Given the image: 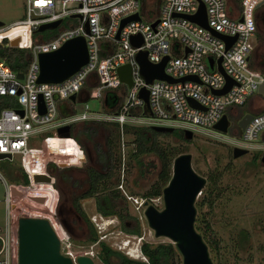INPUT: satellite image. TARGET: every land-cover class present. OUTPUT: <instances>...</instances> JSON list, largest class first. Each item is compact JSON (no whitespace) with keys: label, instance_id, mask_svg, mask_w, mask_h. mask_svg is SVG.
<instances>
[{"label":"built area","instance_id":"obj_1","mask_svg":"<svg viewBox=\"0 0 264 264\" xmlns=\"http://www.w3.org/2000/svg\"><path fill=\"white\" fill-rule=\"evenodd\" d=\"M154 1L24 0L22 17L0 23V44L22 48L27 53L24 71L11 69L0 58V153L8 154L9 158L19 155L21 170L27 178L26 182H4L0 264H17V216L21 211L47 220L58 239L61 254L71 259L84 254L73 250L69 236L60 233L55 218L58 197L55 177L48 164L78 166L85 151L70 128L68 135L58 134L56 129L60 125L102 122L110 124L117 136L129 126L143 125L137 115L142 113L149 125H179L192 131L212 127L224 113L227 130L232 123L237 125L240 139L235 145L264 148V100L253 101L259 95L264 97L259 90V85L264 83V69L249 65L253 46L250 38L257 26L255 8L264 0H161L151 6ZM199 2L204 5L206 26L189 17ZM73 13L79 16H72ZM133 13L137 18L119 25L121 19ZM64 17L66 25L49 35L36 30L40 23L57 18L60 22L55 27H58ZM132 34L139 35L138 44L131 43ZM219 34L234 37L227 45ZM76 35L84 37L86 61L60 81H37L38 52L54 50ZM13 38H17L16 44L10 45ZM142 50L150 62H159L166 55L163 72L170 79L146 80L141 75L135 55ZM124 63L129 66L130 84L122 81L117 72V67ZM17 72H21V77ZM227 77L228 87L221 93L214 92L213 89L223 87ZM140 88L147 91L148 110L138 95ZM70 94H74V100L69 98ZM87 97L101 98L103 111L88 109L85 101L81 111H74L72 103ZM245 101L251 116L240 127L237 121L244 113H239L233 105ZM40 102L43 110H39ZM60 104L64 111L59 109ZM57 114L62 117L54 121ZM46 125L54 127L52 134L41 136L39 146H29L27 138ZM259 133L261 142L256 144L253 141ZM124 145L120 137L121 156L115 160L120 181H123ZM35 172L47 174L50 179L35 181L32 179ZM10 185L20 194L10 193ZM23 192L30 208L19 210L13 225L9 211L16 208V203L12 198ZM35 196L43 200H36ZM33 203L41 204L43 209Z\"/></svg>","mask_w":264,"mask_h":264},{"label":"rangeland","instance_id":"obj_2","mask_svg":"<svg viewBox=\"0 0 264 264\" xmlns=\"http://www.w3.org/2000/svg\"><path fill=\"white\" fill-rule=\"evenodd\" d=\"M156 1L161 0H155L151 6H155ZM233 1L238 2L239 0ZM255 10H257V26L250 38L253 44L250 53L258 44L264 43V25L260 18L264 14V2L259 4ZM23 15L24 0H0V20L3 23H9ZM63 24L66 25L65 17L58 27L44 28L41 33L49 35ZM259 97L253 98V101L264 100L263 96L259 95ZM84 101L88 109L103 111L101 98L97 97L75 100L72 103L74 111H81L84 108ZM233 108L239 113L251 112L247 101L240 105L234 104ZM137 115L143 120V125H149L144 121L147 120L146 115L142 113ZM55 117L54 121H57L56 119L59 120L62 115L57 114ZM174 121L179 123L177 119ZM86 124L95 127L91 135L92 141L99 143H103L109 128L112 139L111 149L116 162L117 157L121 156L118 147L120 137L125 142L123 181H120V175H117V166H115L114 179L105 181L96 188L98 194L106 193L111 189L117 190L118 204L115 205V212L112 214L102 215L96 210L95 194L77 198L76 203L79 209L75 208L71 201L74 194L85 188V182L82 180L85 167L88 165L98 167L95 163L92 143L84 137ZM231 125L225 132L212 127L193 128L189 138L183 137L181 126L173 125L169 133L159 134L156 138L160 146L169 149V176L173 157L180 152L187 151L191 155V167L205 178L193 201L196 209L193 224L205 241L213 264H264V163L260 160L264 148H253L250 145L242 154L233 156L232 146L240 139V136L237 127L231 128ZM124 127L126 128V125ZM53 128L51 125H46L39 132L31 134L27 138V144L31 147L39 146V138L43 135H51ZM69 128L71 134L78 136L84 146V159L77 167L58 166L53 163L48 165L51 168L50 173L55 177L59 186V190L56 187L58 198L55 218L60 224V233L64 232L69 236L73 250L88 254L94 264H108L104 260L102 250V244H105L112 249L119 250L127 257L145 263L147 257L139 248L141 243L145 242L153 246L157 242H163L172 245L174 264H181V255L174 243L166 236H155L143 216L144 201L157 208L162 207L161 188L166 183H159L160 192H156L155 182L159 166L157 158L152 153L141 154L139 157L142 164L138 165L136 160L129 156V152L135 149L134 133L131 132V128L123 131L121 135L118 133L117 136L113 131L114 128L105 123L99 125L95 122H74ZM253 142L256 144L261 142L260 133ZM67 149L70 151L72 147H67ZM66 173L79 182L70 184L61 179V176ZM9 181L24 182L17 154L12 155L11 158L7 156L0 158V226L3 223L4 182ZM12 199L16 203V208H11L9 213L14 225L17 212L30 208V202L26 192ZM202 199L207 200L208 203L206 201L200 204ZM33 204L43 209L41 204ZM79 210L84 215L80 214ZM122 223L129 228H124ZM92 231H94V239H90L93 235ZM129 247L138 249L143 258L130 256L127 253ZM111 259L116 258L111 255Z\"/></svg>","mask_w":264,"mask_h":264},{"label":"water","instance_id":"obj_3","mask_svg":"<svg viewBox=\"0 0 264 264\" xmlns=\"http://www.w3.org/2000/svg\"><path fill=\"white\" fill-rule=\"evenodd\" d=\"M71 15L79 16L78 13ZM189 17L206 26L202 2H199L197 10ZM129 18H137V14L133 13L124 17L119 25ZM59 22V18L42 22L36 30L55 27ZM85 28H87L86 22ZM219 35L226 41L227 45L234 37L225 34ZM16 41L17 38L10 39L9 44L15 45ZM130 41L132 44H138L140 41L139 35L132 34ZM86 58L87 50L84 37L82 35L70 37L54 50L38 52L36 80L40 82L60 81L84 63ZM135 58L139 64V71L146 80L153 77L170 79L163 72L166 55L159 62H150L146 58L145 50H142L136 53ZM218 68L220 69V65H218ZM117 72L122 81L130 84L127 63L120 64L117 67ZM17 76L21 77V72H17ZM183 78L185 77L180 79ZM229 83L230 79L227 77L223 87L213 89V91L221 93L228 87ZM259 90L264 94L263 82L259 85ZM138 95L143 98L145 109L148 110L146 89L140 88ZM69 98L74 100V94H70ZM188 100L192 104H197L192 98H188ZM59 109H61V105H59ZM39 110H43L42 102L39 103ZM250 116V113H244L237 121L238 126L243 127ZM227 124L228 119L223 113L212 125V128L225 132L227 131ZM151 127L157 131H171L173 128L171 125L158 124H151ZM56 130L59 135H68L69 125H60ZM182 133L184 138H189L192 135V131L188 128H183ZM246 150L245 147L233 145L232 155H240ZM3 155L8 156V154L0 153V156ZM190 156V153L186 151L173 157L171 174L166 184L161 188L162 207L157 208L153 204L144 201L143 216L155 236H166L174 243L181 255V264H213L207 245L193 224L196 211L193 201L205 178L193 170L190 164ZM260 160L264 163V152ZM32 179L35 181H48L50 177L47 174L35 172L32 174ZM10 193L20 194V191L10 185ZM34 199L43 200L41 196H35ZM17 264H94V262L88 255L84 254H79L74 259L61 254L58 250V239L47 220L21 211L17 216Z\"/></svg>","mask_w":264,"mask_h":264},{"label":"trees","instance_id":"obj_4","mask_svg":"<svg viewBox=\"0 0 264 264\" xmlns=\"http://www.w3.org/2000/svg\"><path fill=\"white\" fill-rule=\"evenodd\" d=\"M255 50L249 55V65L253 68L264 69V43L258 44ZM0 58H2L11 69L16 71H24L26 65V51L22 48L1 45L0 44ZM110 100V99H108ZM111 102V101H110ZM96 124H102L101 122H96ZM131 132L134 133L133 141L135 142V149L129 152V156L133 157L138 165L142 164L140 160V155L144 153H152L158 160V170H157V181L155 182L156 192H160L159 183L165 184L169 177L170 160L168 159L169 149L160 146L157 142V135L167 134L169 131H157L154 130L151 125H138L129 126ZM86 134H84L86 139H89L92 143V148L94 150V159L98 167L88 165L84 169L83 182H85V188L77 194L71 197L72 204L75 208L77 206V198L93 195L95 194V208L102 214H112L115 212V205L118 204L117 196L118 192L116 189H111L106 193L97 192L96 188L103 182L110 179H114L115 173V160L114 154L111 149L112 139L110 131L107 129L103 143L97 141H92V134L94 133L95 127L90 124L84 126ZM180 136L181 133H180ZM77 140H81L76 136ZM84 147V146H83ZM77 167V166H76ZM23 172V171H22ZM24 182L27 181L25 173H23ZM61 179L66 182L73 184L78 183L79 180L73 178L69 173L61 176ZM55 186L58 187L55 181ZM159 186V188H158ZM207 200L202 199L199 203H206ZM208 203V201H207ZM80 214L84 215L81 210ZM123 217V215H121ZM89 222V221H88ZM90 224V223H89ZM124 228H129L124 223H122ZM196 227V226H195ZM90 239H94V231ZM141 252L147 257V262H141L140 260L127 257L125 254L119 250L112 249L105 244H102V250L104 253V260L108 264H133L139 262L140 264H174L172 255H174V250L172 245L169 243L157 242L153 246L143 242L140 245ZM111 255L115 256V260L111 259Z\"/></svg>","mask_w":264,"mask_h":264},{"label":"bare ground","instance_id":"obj_5","mask_svg":"<svg viewBox=\"0 0 264 264\" xmlns=\"http://www.w3.org/2000/svg\"><path fill=\"white\" fill-rule=\"evenodd\" d=\"M110 221V220H109ZM108 221V222H109ZM106 223V222H105ZM127 244H128V241H127ZM124 245H126V243H124ZM123 245V246H124ZM128 254H130V256L132 257H141L143 258V256L139 253L138 249H135V248H132V247H129V251L127 252ZM84 255H88V254H84ZM89 256V255H88ZM90 257V256H89ZM91 258V257H90ZM92 259V258H91Z\"/></svg>","mask_w":264,"mask_h":264},{"label":"flooded vegetation","instance_id":"obj_6","mask_svg":"<svg viewBox=\"0 0 264 264\" xmlns=\"http://www.w3.org/2000/svg\"><path fill=\"white\" fill-rule=\"evenodd\" d=\"M260 18H261V23H263V25H264V14H262ZM234 126L237 127V125H235L234 123H232L231 127H234ZM182 135H183V133H182Z\"/></svg>","mask_w":264,"mask_h":264},{"label":"crops","instance_id":"obj_7","mask_svg":"<svg viewBox=\"0 0 264 264\" xmlns=\"http://www.w3.org/2000/svg\"><path fill=\"white\" fill-rule=\"evenodd\" d=\"M61 105V109L60 110H62L63 108L62 107H64V106H62V104H60ZM63 111H64V109H63ZM83 123H91V122H83ZM96 123V122H95ZM102 123V122H101ZM102 124H104V123H102Z\"/></svg>","mask_w":264,"mask_h":264}]
</instances>
